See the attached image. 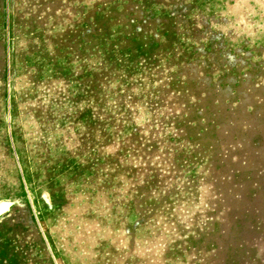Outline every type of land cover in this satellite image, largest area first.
<instances>
[{
    "label": "rangeland",
    "instance_id": "374dc122",
    "mask_svg": "<svg viewBox=\"0 0 264 264\" xmlns=\"http://www.w3.org/2000/svg\"><path fill=\"white\" fill-rule=\"evenodd\" d=\"M0 264H264V0H0Z\"/></svg>",
    "mask_w": 264,
    "mask_h": 264
},
{
    "label": "water",
    "instance_id": "95a60500",
    "mask_svg": "<svg viewBox=\"0 0 264 264\" xmlns=\"http://www.w3.org/2000/svg\"><path fill=\"white\" fill-rule=\"evenodd\" d=\"M11 202L7 200L0 201V215L4 214L10 207Z\"/></svg>",
    "mask_w": 264,
    "mask_h": 264
}]
</instances>
